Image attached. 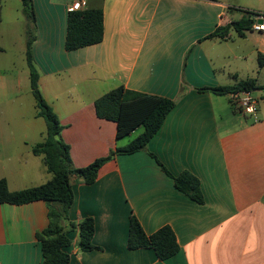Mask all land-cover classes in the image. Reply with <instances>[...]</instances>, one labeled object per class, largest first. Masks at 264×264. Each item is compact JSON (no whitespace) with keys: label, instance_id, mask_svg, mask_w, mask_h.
Instances as JSON below:
<instances>
[{"label":"crops","instance_id":"crops-1","mask_svg":"<svg viewBox=\"0 0 264 264\" xmlns=\"http://www.w3.org/2000/svg\"><path fill=\"white\" fill-rule=\"evenodd\" d=\"M73 1L29 2L38 87L43 80L41 92L59 118L72 164L83 167L142 130L117 138L115 121L97 116L94 100L108 90L122 85L175 104L144 149L106 161L92 183L71 178L68 220L92 216V242L101 249L79 250L78 229L70 230L68 264H264V90H252L257 120L236 109L230 94L198 90L247 77L264 85L230 49L239 43L233 27L225 37H206L240 17L221 0H85L82 9L103 11V38L66 50ZM4 23L1 14L0 178L16 191L52 174L42 154L32 151L43 141L46 123L29 95L27 28ZM252 50L259 65L264 42ZM22 58L27 68H21ZM152 155L173 174L195 175L203 202L178 190ZM48 212L45 200L0 203V264L42 263L37 233L49 224ZM131 215L147 234L169 225L178 252L159 259L152 248L129 249Z\"/></svg>","mask_w":264,"mask_h":264},{"label":"trees","instance_id":"trees-1","mask_svg":"<svg viewBox=\"0 0 264 264\" xmlns=\"http://www.w3.org/2000/svg\"><path fill=\"white\" fill-rule=\"evenodd\" d=\"M28 1L30 0H23ZM24 3V2H23ZM26 5V2L24 3ZM232 8V7H230ZM27 16L33 20L34 13L30 6H25ZM264 13V12H263ZM1 21V12H0ZM252 18L242 16L229 24L218 26L206 37H225L228 29L233 27L238 35L243 36L251 30ZM103 38V11L100 8L72 10L68 12L67 29L64 41L66 50L97 43ZM33 35L27 39L26 62L29 70L31 93L35 99L37 116L44 118L46 129L43 141L32 147L34 154H42L46 169L52 175L42 184L16 191L8 189L7 182L0 178V203H24L33 200H45L49 204V224L37 233L43 260L41 264H68L70 254L66 248L71 244L67 232L78 229V248L81 251L101 249L92 242L95 222L92 216L82 218L79 222L68 220L67 212L74 199L71 178L77 177L85 183H92L97 177L99 168L106 161L118 154H129L144 149L148 141L158 131L175 101L164 96L143 93L116 86L94 100L98 117L113 120L116 123V137L121 138L137 128H142L132 140L123 146L111 149L107 155L101 156L83 167H75L71 162L69 145L60 137L62 125L59 118L46 101L38 87L39 73L31 54ZM1 50V47H0ZM259 65L264 67L263 56H259ZM263 89L252 77L239 79L231 85L200 87L198 90H210L216 94H231L240 90ZM231 100V99H230ZM232 102V101H231ZM233 104V103H232ZM161 169L171 176L175 187L202 203L204 198L200 189L199 179L188 171L173 174L154 155ZM59 204L55 207L54 204ZM127 247L136 249L152 248L159 259L168 258L179 250V245L173 229L163 225L154 232L147 234L139 220L131 215L127 237Z\"/></svg>","mask_w":264,"mask_h":264},{"label":"rangeland","instance_id":"rangeland-1","mask_svg":"<svg viewBox=\"0 0 264 264\" xmlns=\"http://www.w3.org/2000/svg\"><path fill=\"white\" fill-rule=\"evenodd\" d=\"M224 3H227L230 5V7L233 8V10L236 12L235 17H242V16H249L253 17L256 14L263 13L264 12V0H221ZM22 2H26L27 8L29 6L28 1H21V0H0V12L2 14V17L4 18V21L6 25L14 23L19 26V28L22 29L27 28V35H30L32 33V20L27 16V13L25 11V4ZM244 37H238L236 32H234V38L239 40L238 45L232 44L230 45V49L233 50L236 55H239V64L240 67H243V62L246 69L250 71V75L253 77H257L258 82L261 84H264V68L260 67L258 65V53H254L252 50V47H259L264 42V32L257 31V30H249L246 31V35ZM29 37V36H28ZM21 68H27L25 63V58H22L21 62ZM40 91H43V80ZM47 90H45L46 92ZM42 93V92H41ZM254 95L257 94V92H253ZM30 98L33 102H35V99L30 92ZM43 95V94H42ZM7 107H13L11 105ZM15 112V107L13 108ZM32 110V105L30 106V110L28 113H30Z\"/></svg>","mask_w":264,"mask_h":264},{"label":"built area","instance_id":"built-area-1","mask_svg":"<svg viewBox=\"0 0 264 264\" xmlns=\"http://www.w3.org/2000/svg\"><path fill=\"white\" fill-rule=\"evenodd\" d=\"M85 0L73 1L68 10H80L85 5ZM251 29L264 32V13H259L252 17ZM231 101L236 109L249 115L253 120L258 116V99L250 90H240L230 94Z\"/></svg>","mask_w":264,"mask_h":264},{"label":"water","instance_id":"water-1","mask_svg":"<svg viewBox=\"0 0 264 264\" xmlns=\"http://www.w3.org/2000/svg\"><path fill=\"white\" fill-rule=\"evenodd\" d=\"M257 15V14H256Z\"/></svg>","mask_w":264,"mask_h":264}]
</instances>
